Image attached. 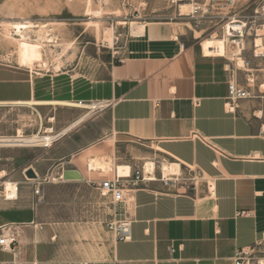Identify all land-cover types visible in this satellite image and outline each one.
Listing matches in <instances>:
<instances>
[{"label": "crops", "instance_id": "obj_1", "mask_svg": "<svg viewBox=\"0 0 264 264\" xmlns=\"http://www.w3.org/2000/svg\"><path fill=\"white\" fill-rule=\"evenodd\" d=\"M186 19L131 22L134 37L126 42L122 59L98 78L75 70L55 73L0 64V102L31 103L20 106L31 109L45 128L33 133L57 141L82 126L90 129L86 136L92 143L108 139V149L127 146L136 159L152 154V159L141 158V165L145 176L155 170L157 178L129 197L130 237L115 240L109 260L97 264H231L237 250L255 248L264 238V97L229 102L226 71L233 62L227 52L208 53L190 44L196 36ZM248 58L253 66L259 64ZM235 73L245 85V75L239 69ZM254 90L263 95L264 84L256 83ZM79 100H95L104 108L82 118L85 110L60 125L59 105ZM67 156L70 149L55 162ZM157 157L179 165L166 184L158 178ZM148 161L152 173L147 175ZM82 164L78 161L85 171ZM29 167L40 179L36 167Z\"/></svg>", "mask_w": 264, "mask_h": 264}, {"label": "rangeland", "instance_id": "obj_2", "mask_svg": "<svg viewBox=\"0 0 264 264\" xmlns=\"http://www.w3.org/2000/svg\"><path fill=\"white\" fill-rule=\"evenodd\" d=\"M221 2L224 0L214 1L215 5L208 13L210 15L201 19L196 26L193 24L191 30L196 39L190 38L189 43L202 45L208 53H216L217 49L219 52H237V47L230 44L228 36L242 33L244 23L226 22L234 11L241 21L242 16L250 18L244 33V55L248 58L253 40L256 38L257 45L264 41V0H235L231 9L219 6ZM181 3H189V0H177L176 5L171 4L170 0H0V64L20 66L15 40L18 37L14 35L12 27L14 22L26 20L32 22L28 31L32 40L52 37V42H45L42 47L47 67H39L38 64L34 67L55 73L75 70L76 73L84 72L98 78L110 65L122 59L126 42L134 37L129 33L128 25L131 22L150 23L165 21L169 16L177 17V5ZM177 18L187 20L186 17ZM106 33L111 34V45ZM231 56L228 55L230 59ZM233 58L236 66L239 62L243 64L240 56ZM93 102L96 101H83ZM85 110L59 105L56 116L63 125L74 116H81ZM98 113L93 112L91 116ZM36 120L32 110L26 106H0V136L14 135L18 128L24 134L43 133L45 128L41 129ZM46 122L44 116V126H48ZM84 128L73 127L50 147L0 148V171L6 173L5 177L0 178V225L5 224L3 228L17 239L12 253L0 250V260H9L13 258L12 254L17 261L33 263V260H37V264L100 263L109 260L115 241L111 225L123 218L122 204L114 206L110 196L102 195L98 189L99 181L112 177L110 174L99 170L87 173L79 167L78 161L88 148L102 155H112L115 164L141 165V158L152 159V154H144L136 159L132 148L127 149V146L113 144L108 149L105 144L108 139L92 143L86 136L90 129ZM69 149L70 156L55 162V156ZM161 159L157 160L162 162ZM28 164H33L40 175L42 199L37 204L32 197L35 181L24 175ZM69 169L78 172L80 169L84 178L80 174L81 179H65L63 171ZM51 177L55 181H51ZM6 180L17 183V200L8 201L3 197V182ZM52 236H55V240H51Z\"/></svg>", "mask_w": 264, "mask_h": 264}, {"label": "built area", "instance_id": "obj_3", "mask_svg": "<svg viewBox=\"0 0 264 264\" xmlns=\"http://www.w3.org/2000/svg\"><path fill=\"white\" fill-rule=\"evenodd\" d=\"M210 2L206 3H199L193 0H189V11L188 12H181L179 8V4L177 5V17H186L193 22L196 26L199 21L203 18L208 17L210 14L209 11L212 9L213 5H215L214 1L216 0H209ZM170 3L173 5L177 4V0H170ZM235 0H224L221 2L219 6L222 8L231 9L235 5ZM264 8V6L262 7ZM176 16H171V18H177ZM236 17V18H235ZM239 14H233L227 17L226 22H243L244 29L242 33L239 34H232L229 35L228 38L230 39V44L236 46L238 51L237 52H227V55L231 56V61H234L233 57L240 56L243 59V64L241 67L238 68L234 63L232 65V69L226 71L228 73V81H227V100L229 102H235L240 99L245 98H254V97H264L263 95L256 94L254 90L256 85V76L258 78V82L264 84V41L261 44L257 45L255 43V39L253 40V48L251 51V58L255 59L259 64L252 65V62L249 58H246L244 55L245 51V41H244V33L247 23L249 21V16H242L241 19L238 18ZM244 18V19H243ZM247 19V20H246ZM224 23V25L226 24ZM254 22V21H253ZM222 26V29L224 27ZM225 54V55H226ZM237 69L242 70L246 75L244 76V83L245 85H240L236 80V73ZM254 72L257 74L254 75ZM253 87V90H251ZM97 106H93L90 108L93 112L97 113L100 112L104 107H99V102H95ZM77 105L79 107L83 106V101H77ZM262 136L264 137V127L261 128ZM130 172L126 176H119L118 174H114L111 178H105L100 180L98 183V189L101 191L102 195H109L111 198V203L115 205L122 204V217L119 220L113 222L112 229L115 234L116 241L128 240L130 235V225H131V218L129 216V212L127 211V200L131 196L132 191L136 190L140 187V185L144 184V182L150 181L152 179H156V171L153 170L155 175L154 178L145 177L142 165H130ZM35 172V170H34ZM36 174V172H35ZM28 180L26 177H24ZM164 184L167 183V179H164L163 176L160 174L158 177ZM34 182V187L32 190V197L34 203H38L42 199L41 195V182L37 176V178L32 179ZM4 226H0V250L12 253L17 244V239L13 237L12 234H7L6 230L3 228ZM13 258L9 260H0V264H34V263H26L20 262L15 259V255ZM262 259H264V238L261 240L255 248L251 249H240L234 253L232 258L231 264H263ZM82 264V263H80ZM84 264H97L94 262H86Z\"/></svg>", "mask_w": 264, "mask_h": 264}, {"label": "bare ground", "instance_id": "obj_4", "mask_svg": "<svg viewBox=\"0 0 264 264\" xmlns=\"http://www.w3.org/2000/svg\"><path fill=\"white\" fill-rule=\"evenodd\" d=\"M189 6L190 5L188 3H181L179 5L180 11L182 12V11L186 10ZM262 9H264V8H262ZM31 27H32V22L26 21V20L13 23L12 28H13L14 35L18 37V38H15V40H17L18 61H19L20 65L27 66L30 68H32L35 64H38L39 67H47V65H46L47 63L43 60L42 47H43V43L52 42V37L46 36L45 40L43 39L41 41L40 40H38V41L32 40L28 34V31L31 30L30 29ZM106 35H108V34L106 33ZM106 37L109 41V44L111 45L112 44L111 34H109ZM43 38H44V36H43ZM241 65H242V62H239L238 66H241ZM94 103L95 102L83 103L84 105L81 106L80 108L86 109L87 113L82 118H86L90 114L93 113V110H91L90 108H92L93 106H97ZM22 104L32 105L29 102H20V101L12 102L10 105H19L20 106ZM64 104L79 107L77 105V102H67ZM4 105H9V104L4 103V102H0V106H4ZM99 107H103V105L99 104ZM57 138L50 136V135L39 134V133H33L31 135H25L23 133V131L20 128H18L16 131V134L14 136H5V135L0 136V148H2L4 146H30V145L47 147V146L52 145V143ZM104 154H106V153H104ZM80 162L83 163L82 165L85 166V171L87 173H91V172H95V171L99 170V171L104 172L106 174H110V176H113L114 174H118L119 176H126L130 172L129 165H127V164H115L114 158L110 154L102 155V154H99L97 152L88 151L82 155ZM158 168H159L158 170H159L160 174L163 176L164 179H169L170 177L179 173L178 163H169L166 161H162L159 164ZM144 171L147 175L152 173V163L150 161H148L146 163ZM171 174H174V175H171ZM4 176H5L4 171L3 170L0 171V178H3ZM145 177H147V176H145ZM154 177H155L154 174H153V176H150V178H154ZM17 196H18L17 183L14 181H8V180L4 181L3 182V197L5 198V200L11 201V200L17 198ZM128 200L130 202L129 198H128ZM2 226H4V225H1V227ZM6 233L11 234V232L8 230H6ZM13 237H14V235H13ZM81 263L84 264L86 262H81ZM262 263L264 264V259H262Z\"/></svg>", "mask_w": 264, "mask_h": 264}, {"label": "water", "instance_id": "obj_5", "mask_svg": "<svg viewBox=\"0 0 264 264\" xmlns=\"http://www.w3.org/2000/svg\"><path fill=\"white\" fill-rule=\"evenodd\" d=\"M24 175L27 178H33V179L37 178V174H35L34 170L31 167L24 170ZM63 177L65 179H81L82 178V176L77 170H70V169L63 171Z\"/></svg>", "mask_w": 264, "mask_h": 264}]
</instances>
